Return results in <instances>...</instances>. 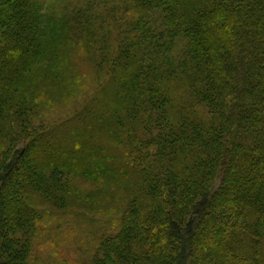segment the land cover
<instances>
[{
	"label": "trees",
	"instance_id": "1",
	"mask_svg": "<svg viewBox=\"0 0 264 264\" xmlns=\"http://www.w3.org/2000/svg\"><path fill=\"white\" fill-rule=\"evenodd\" d=\"M71 211L84 264H264V0H0V264Z\"/></svg>",
	"mask_w": 264,
	"mask_h": 264
},
{
	"label": "rangeland",
	"instance_id": "2",
	"mask_svg": "<svg viewBox=\"0 0 264 264\" xmlns=\"http://www.w3.org/2000/svg\"><path fill=\"white\" fill-rule=\"evenodd\" d=\"M89 88H92V84ZM78 100L49 114L46 122L55 123L64 119L81 105L82 98ZM74 182L77 184V180ZM78 183L86 184L81 181ZM89 185L87 189L92 188ZM113 220L105 216L77 217V211L61 216L59 213H54L45 222L46 227L36 242L31 264H84L89 262L96 249V238L115 231L116 226Z\"/></svg>",
	"mask_w": 264,
	"mask_h": 264
}]
</instances>
